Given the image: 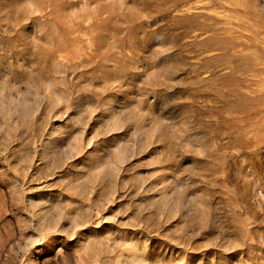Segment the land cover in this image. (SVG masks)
<instances>
[{
    "label": "rangeland",
    "instance_id": "374dc122",
    "mask_svg": "<svg viewBox=\"0 0 264 264\" xmlns=\"http://www.w3.org/2000/svg\"><path fill=\"white\" fill-rule=\"evenodd\" d=\"M0 264H264V0H0Z\"/></svg>",
    "mask_w": 264,
    "mask_h": 264
}]
</instances>
